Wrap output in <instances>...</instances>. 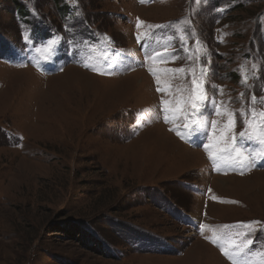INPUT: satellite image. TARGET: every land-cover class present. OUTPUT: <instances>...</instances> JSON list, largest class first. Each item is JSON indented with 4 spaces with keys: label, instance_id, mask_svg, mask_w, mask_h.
<instances>
[{
    "label": "rangeland",
    "instance_id": "rangeland-1",
    "mask_svg": "<svg viewBox=\"0 0 264 264\" xmlns=\"http://www.w3.org/2000/svg\"><path fill=\"white\" fill-rule=\"evenodd\" d=\"M18 2L25 15L0 0V264H232L221 251L226 234L252 221L259 264L264 160L217 170L207 136L195 133L194 145L170 131L161 101L187 96L203 69L218 104L247 109L255 94L260 111L264 69L247 87L242 78L264 65V0ZM153 49L180 58L154 63ZM109 62L111 75L92 70ZM68 68L96 84L70 82ZM211 109L201 111L222 127L226 116Z\"/></svg>",
    "mask_w": 264,
    "mask_h": 264
},
{
    "label": "snow or ice",
    "instance_id": "snow-or-ice-1",
    "mask_svg": "<svg viewBox=\"0 0 264 264\" xmlns=\"http://www.w3.org/2000/svg\"><path fill=\"white\" fill-rule=\"evenodd\" d=\"M194 2L199 5L202 0H194ZM223 9H221L222 11ZM75 15L79 16L80 12L75 11ZM140 26L138 21L137 27ZM155 27H164L163 25H157ZM145 39H147V34ZM25 42L30 43L32 37L27 34V31L24 36ZM138 42L141 40V36L137 37ZM105 41H108L107 36L104 37ZM171 40V37L168 38ZM82 43V42H80ZM181 43H184V37L181 36ZM58 44V40L52 39L46 42L43 52L47 53L43 55L45 61L49 60L50 56L54 54L55 45ZM91 52L94 49V46H87ZM36 51L41 52V48H36ZM79 51V48L76 49ZM148 59L153 60L154 63L165 62L167 59H179L180 57H163L160 55V52L156 49H153L151 53L147 54ZM87 59V58H86ZM102 60H108V55L105 52L102 55ZM85 67L89 65L84 64ZM113 65L109 62L105 67H93V71H97L101 75H111ZM243 69V66H242ZM252 75L251 77L244 75L242 78V84L246 87L248 79H256V72L264 69V65L257 67V65H252ZM152 75L156 78L157 82V91H165V88L160 87L161 80L158 75L157 70L149 69ZM163 73H183L185 70L183 68L179 69H161L159 70ZM204 76L203 69L200 70L199 77L195 76L193 73L192 87L187 96H181L175 103L172 105V102L169 100H162V112L163 119L165 123H172L174 126L170 128V131H174L181 139L191 142L194 145L196 140L193 139L195 133L200 132L202 136H207L208 142L203 144L205 151L208 154L210 161H212L214 168L220 170V167L226 166L227 168L235 169L236 166H239L241 169H251L255 166L256 161L264 160V107L260 111H257L256 105L258 98L253 94L250 98V106L245 109L241 108L240 110L231 109L228 104L220 105L217 103L214 97H209L207 90L202 83V78ZM222 91V90H221ZM245 94L241 93V97ZM210 103L212 105L211 111L214 112L217 116H226V122L223 123V126L218 128L219 121L211 120L209 121L208 116L201 111L205 107V104ZM230 103V102H229ZM259 103L264 105V97L259 98ZM243 123L244 130L240 131L238 134L235 132V127L237 124V119ZM183 120L182 125L183 131L180 129V126L177 124L178 120ZM209 124L211 132L209 134ZM239 137V146L237 145V139ZM22 139V138H21ZM253 143L256 145L254 149L245 150L246 143ZM259 221H252L246 224L240 225L241 231L236 232L235 234H226V244L221 246V251L227 256L232 264H258L255 259L257 253H254L251 246L254 241L251 237V234L256 230L254 225L259 224ZM207 226L201 225V228ZM224 236H219L218 239H224ZM239 241V242H237ZM247 253H252L251 256H247ZM258 255L260 256L259 264H264V250H260Z\"/></svg>",
    "mask_w": 264,
    "mask_h": 264
},
{
    "label": "bare ground",
    "instance_id": "bare-ground-1",
    "mask_svg": "<svg viewBox=\"0 0 264 264\" xmlns=\"http://www.w3.org/2000/svg\"><path fill=\"white\" fill-rule=\"evenodd\" d=\"M67 71L70 74L69 76H67L69 81L70 82L73 81V82H75V84L82 83L83 86H85V87L88 86V87H90L92 89L94 87L93 85L96 84V82H97L94 77L93 78L91 77L92 75L87 74L86 72L78 70L76 68H68L63 73H66ZM71 71H75L76 73H73ZM219 179H223V178H218V180ZM221 181H223V180H221Z\"/></svg>",
    "mask_w": 264,
    "mask_h": 264
},
{
    "label": "trees",
    "instance_id": "trees-1",
    "mask_svg": "<svg viewBox=\"0 0 264 264\" xmlns=\"http://www.w3.org/2000/svg\"><path fill=\"white\" fill-rule=\"evenodd\" d=\"M19 0H13V3H14V5H15V7H18L17 8V10L21 13V14H23V15H25L26 13H24V11L26 10V8L24 7V5L22 4V3H19L18 2ZM77 231H78V234H82L83 235V230H82V228H80V230L79 229H77ZM87 231V230H86ZM89 233V232H88ZM88 234L86 233V238H88ZM152 237H154V236H150L149 238L150 239H152ZM89 240H90V238H89ZM93 241H94V239H92ZM154 252H156V251H154Z\"/></svg>",
    "mask_w": 264,
    "mask_h": 264
}]
</instances>
